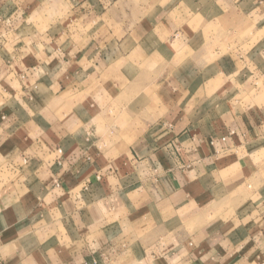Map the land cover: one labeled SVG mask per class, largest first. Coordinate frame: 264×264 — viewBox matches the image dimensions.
Wrapping results in <instances>:
<instances>
[{
	"label": "crops",
	"instance_id": "0c3cea01",
	"mask_svg": "<svg viewBox=\"0 0 264 264\" xmlns=\"http://www.w3.org/2000/svg\"><path fill=\"white\" fill-rule=\"evenodd\" d=\"M0 264H264V0H0Z\"/></svg>",
	"mask_w": 264,
	"mask_h": 264
},
{
	"label": "rangeland",
	"instance_id": "374dc122",
	"mask_svg": "<svg viewBox=\"0 0 264 264\" xmlns=\"http://www.w3.org/2000/svg\"><path fill=\"white\" fill-rule=\"evenodd\" d=\"M113 130H114V129H113ZM110 132H111V130H110V129H108V130H107V133L109 134ZM107 133H105V134H107Z\"/></svg>",
	"mask_w": 264,
	"mask_h": 264
}]
</instances>
